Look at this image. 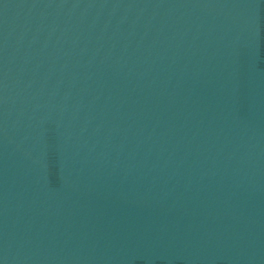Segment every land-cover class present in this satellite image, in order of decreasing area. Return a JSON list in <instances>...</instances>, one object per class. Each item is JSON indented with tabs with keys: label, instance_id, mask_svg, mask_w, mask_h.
Listing matches in <instances>:
<instances>
[{
	"label": "water",
	"instance_id": "95a60500",
	"mask_svg": "<svg viewBox=\"0 0 264 264\" xmlns=\"http://www.w3.org/2000/svg\"><path fill=\"white\" fill-rule=\"evenodd\" d=\"M0 264H264V0H0Z\"/></svg>",
	"mask_w": 264,
	"mask_h": 264
}]
</instances>
